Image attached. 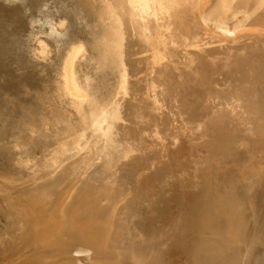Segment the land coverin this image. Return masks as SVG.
Instances as JSON below:
<instances>
[{
  "label": "bare ground",
  "instance_id": "1",
  "mask_svg": "<svg viewBox=\"0 0 264 264\" xmlns=\"http://www.w3.org/2000/svg\"><path fill=\"white\" fill-rule=\"evenodd\" d=\"M0 9V251L264 264V0Z\"/></svg>",
  "mask_w": 264,
  "mask_h": 264
},
{
  "label": "rangeland",
  "instance_id": "2",
  "mask_svg": "<svg viewBox=\"0 0 264 264\" xmlns=\"http://www.w3.org/2000/svg\"><path fill=\"white\" fill-rule=\"evenodd\" d=\"M0 15H2L3 18H8V17L15 18V16H14L13 13H12V15H13L12 16L10 14V12H8L6 10L4 11V10H1V9H0ZM13 20H15V19H13ZM10 21H11V19H10ZM15 22H16V20H15ZM25 35H27V33H25ZM5 37H8V36L5 35ZM12 48H13V46H11V44H9V40H7V42L4 44V47H3V52H4L3 56L5 57L7 54H9V51L12 50ZM2 78H4L3 72L0 71V80ZM23 78L25 80H28V76L27 75H25ZM69 194L65 197L64 200L60 201L61 206L66 203L67 198L70 197ZM85 194L86 195L83 198V202H86V201H87V203L92 202L91 201L92 198L89 197L91 195L89 193H85ZM101 201L102 200H100V202ZM2 224H3V218H2L1 213H0V225H2ZM178 247L179 248H175L173 250V252L170 251V253L169 252H166V250H164L162 252V255H160V253L157 252V255L156 256H157V260H159V264H187V262H188L189 259H188L187 255L185 253L184 247L183 246H178ZM9 253H10L9 251H6V252L5 251L4 252L3 251H0V264H17L16 262H14V260L9 259V257L6 256ZM34 261L33 260H32V262L31 261H27L24 264H36V263L37 264H40V261H38V260H34Z\"/></svg>",
  "mask_w": 264,
  "mask_h": 264
}]
</instances>
